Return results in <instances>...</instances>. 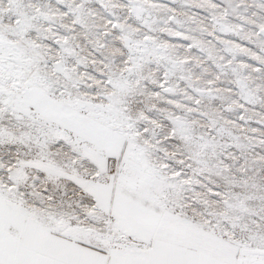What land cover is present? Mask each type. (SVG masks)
<instances>
[{
	"label": "snow or ice",
	"instance_id": "6c2138e0",
	"mask_svg": "<svg viewBox=\"0 0 264 264\" xmlns=\"http://www.w3.org/2000/svg\"><path fill=\"white\" fill-rule=\"evenodd\" d=\"M0 264H264V0H0Z\"/></svg>",
	"mask_w": 264,
	"mask_h": 264
}]
</instances>
